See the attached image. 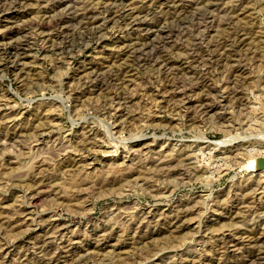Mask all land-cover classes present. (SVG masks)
Returning a JSON list of instances; mask_svg holds the SVG:
<instances>
[{
    "label": "rangeland",
    "instance_id": "rangeland-1",
    "mask_svg": "<svg viewBox=\"0 0 264 264\" xmlns=\"http://www.w3.org/2000/svg\"><path fill=\"white\" fill-rule=\"evenodd\" d=\"M116 1L0 0V264H264V0Z\"/></svg>",
    "mask_w": 264,
    "mask_h": 264
},
{
    "label": "bare ground",
    "instance_id": "bare-ground-1",
    "mask_svg": "<svg viewBox=\"0 0 264 264\" xmlns=\"http://www.w3.org/2000/svg\"><path fill=\"white\" fill-rule=\"evenodd\" d=\"M126 0H118V1H116V2H114V3H117V4H113L112 6H108L107 8H106V11H107V15L105 16V17H103V18H97L96 17V12H94V11H89V12H85L83 15H81L80 16V18L79 19H81V20H86V19H89L90 20V22H87L86 24H85V26H84V30H83V32H84V34L83 35H96V34H99V33H102L103 31H105L106 29H107V27H109L111 24H115V23H117V21L118 20H120L121 18H124L125 16H127V15H129V14H132L131 13V11H132V9H123V8H121V4L122 3H124ZM127 3V2H126ZM9 4V3H8ZM123 6V5H122ZM87 9V8H86ZM102 9V8H101ZM47 10V9H46ZM133 11H134V9H133ZM5 11H3V10H0V14H2V13H4ZM207 14V13H206ZM99 15V14H98ZM166 16V15H165ZM122 20V19H121ZM65 21H67L65 18H58V19H55L52 23L55 25V26H57V25H59L60 23H63V22H65ZM81 22V21H80ZM136 22V21H135ZM50 23V22H49ZM84 23V22H83ZM254 24V23H253ZM131 25V24H130ZM24 27V26H23ZM31 27V26H30ZM25 29H29V26H27V28H25ZM221 30V29H220ZM240 31V30H239ZM20 31L19 30H13V29H11L10 30V32H8V33H6V34H3L2 35V39L4 38V39H8V38H10V37H13L14 35H15V33H19ZM37 32V31H36ZM73 35V37L75 38L76 36H75V34L74 33H71V31H69V30H64V31H62V32H59V33H57L56 35H54V37H56V38H58V37H68V39L69 38H72L71 36ZM73 38V39H74ZM67 39V38H66ZM155 40V39H154ZM150 41V40H149ZM141 42V41H140ZM160 42V41H159ZM238 42V41H237ZM240 42H242V43H245V40H241ZM247 42V41H246ZM25 43V42H24ZM241 43V44H242ZM58 44V43H57ZM141 44V43H140ZM12 45V44H11ZM148 45V44H147ZM4 46V47H3ZM136 46V45H135ZM143 46V45H142ZM141 46V47H142ZM237 46V45H236ZM239 46H240V44H239ZM22 47H23V44H14V45H12V46H9L8 47V45L7 44H4V45H1V47H0V55H6L7 53H11V52H15V53H18L19 54V52L21 51V50H23L22 49ZM144 47V46H143ZM136 48V47H135ZM242 48V47H241ZM131 49V48H130ZM143 49V48H142ZM141 48L139 49V50H142ZM144 49H146V48H144ZM139 50H134V51H125L124 52V54H126L127 56L128 55H130V53H131V56H128V57H126V59H124L125 60V62H126V65H132L133 63H135V62H137L138 60H139V58H137V57H142V56H144V57H146L145 56V54L146 53H144V54H141V56H137L138 54H137V52L139 51ZM143 51V50H142ZM141 52V51H140ZM144 52V51H143ZM121 53V52H120ZM132 55H134L135 57H133ZM150 56V55H149ZM149 56H148V58H143V59H140L139 61H138V63H142V65L143 64H145L146 65V63H148V60H149ZM231 56V55H230ZM229 56V57H230ZM233 56V55H232ZM223 58V57H222ZM228 58V57H227ZM167 64V63H166ZM165 64V65H166ZM211 64V63H210ZM123 65H125V63L123 64ZM129 65H128V67H129ZM171 65H174V64H172V63H169L168 65H167V67H168V69H170V68H173V67H171ZM228 65V64H227ZM126 67V66H125ZM132 67V66H131ZM136 67V66H135ZM160 68V67H159ZM162 68V67H161ZM179 68V67H178ZM95 69V71H91V73L93 74V76L92 77H94V82L93 83H95V84H97V83H101V82H104L105 83V81L106 80H109V79H111V78H109V76L110 75H105V74H103V75H105V76H103V75H101L100 73V71H101V69L100 68H94ZM93 69V70H94ZM171 70V69H170ZM23 71V70H22ZM166 71V70H165ZM172 71V70H171ZM184 71V70H183ZM165 73V72H164ZM171 73V72H170ZM170 73H168V74H170ZM172 75V74H171ZM174 75H175V73H174ZM178 75V74H177ZM245 75V74H244ZM168 76V75H167ZM171 77V76H170ZM109 78V79H108ZM87 79V78H86ZM170 79V78H169ZM85 81V80H84ZM178 82V81H177ZM240 82V81H239ZM86 83V82H85ZM92 83V84H93ZM91 84V83H90ZM94 85V84H93ZM170 86V85H169ZM175 86V85H174ZM208 88V87H207ZM109 89V88H108ZM210 89V88H209ZM126 92V91H125ZM123 95V94H122ZM128 96V95H127ZM181 96V95H180ZM129 98H131V97H129ZM128 98V99H129ZM244 98V97H243ZM131 100V99H130ZM129 100V102H131ZM112 101V100H111ZM120 101V100H119ZM124 102V101H123ZM126 102V101H125ZM183 103V102H182ZM240 105V104H239ZM203 106V105H202ZM200 112V111H199ZM53 114V113H52ZM125 116V115H124ZM124 119V118H123ZM126 119H127V122L126 123H128V124H130V119H131V117L130 116H128V117H126ZM135 121V120H134ZM194 124V123H193ZM264 124V123H263ZM152 125V124H151ZM44 126V125H43ZM49 126H51V125H49ZM141 127V126H140ZM121 134V133H120ZM39 136H42V133L39 135ZM39 138V137H38ZM96 139V138H95ZM94 139V140H95ZM94 140H92V139H90V140H81L80 142H79V144L77 145V146H79L80 148V150H82V151H85V153H87V152H89V153H91L92 152V149L93 148H102V144L98 141V142H95ZM126 140V139H125ZM136 146V145H135ZM148 145L146 144V143H140V144H138L137 145V147H138V149H135L134 151L132 150V149H134L133 147L130 149V151L129 152H131V150L133 151V153H136L137 151H141V149H143V148H146ZM89 147H92V148H90L89 149ZM136 148V147H135ZM94 150V149H93ZM64 153V152H63ZM106 153V152H105ZM108 153V152H107ZM132 153V154H133ZM90 155V154H89ZM251 155V154H250ZM249 155V156H250ZM249 156H247V158L249 157ZM260 158H264V156H261V155H257V156H253V155H251V157H250V159H249V165H248V167H249V169L251 170V171H256L255 170V168H256V161L258 160V159H260ZM71 157L69 156V158H67V159H65L64 160V163H68V162H74L75 161V159H71ZM69 160V161H68ZM73 160V161H72ZM243 165H244V163H243ZM263 173V172H262ZM116 179V178H115ZM118 179V178H117ZM123 179V178H122ZM111 180V179H110ZM108 181V180H107ZM113 181H114V179H113ZM121 181V180H120ZM122 182V181H121ZM121 182H118V183H121ZM41 183V182H40ZM109 183V182H108ZM114 183H115V181H114ZM113 183V184H114ZM110 184V183H109ZM168 184V183H167ZM107 185V184H106ZM117 185V184H116ZM119 185V184H118ZM108 186V185H107ZM37 187H40V186H37ZM105 187V186H104ZM38 190V189H37ZM113 215V214H112ZM166 217V216H165ZM145 219V218H144ZM241 220V219H240ZM237 223V222H236ZM57 228V227H56ZM44 242V241H43ZM46 244V243H45ZM44 245V244H43ZM45 246V245H44ZM46 247V246H45ZM62 248V247H61ZM47 249H48V246H47ZM45 250V249H44ZM46 252V251H45ZM43 253V252H42ZM45 254V253H44ZM81 259V258H80ZM84 262V261H83Z\"/></svg>",
    "mask_w": 264,
    "mask_h": 264
},
{
    "label": "water",
    "instance_id": "water-1",
    "mask_svg": "<svg viewBox=\"0 0 264 264\" xmlns=\"http://www.w3.org/2000/svg\"><path fill=\"white\" fill-rule=\"evenodd\" d=\"M256 171L264 170V158H260L256 161Z\"/></svg>",
    "mask_w": 264,
    "mask_h": 264
}]
</instances>
